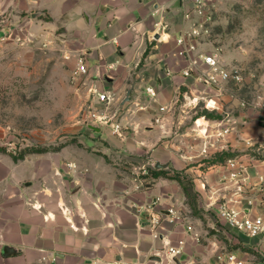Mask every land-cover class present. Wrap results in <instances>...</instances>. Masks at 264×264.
Segmentation results:
<instances>
[{
  "label": "crops",
  "instance_id": "crops-1",
  "mask_svg": "<svg viewBox=\"0 0 264 264\" xmlns=\"http://www.w3.org/2000/svg\"><path fill=\"white\" fill-rule=\"evenodd\" d=\"M180 20L179 0H0V39L10 38L14 27L36 30L42 39L58 35L69 54L84 55L88 87L109 92L112 106H121L115 113L108 107L112 122L121 128L118 135L131 136L120 144L117 134L106 126L115 144L89 152L61 149L60 160L52 165L57 174H44L38 183L15 176L12 161L0 164V264H167L163 244L173 245L179 239L185 241L184 252L172 264H213V253L221 245L210 237L196 244L186 235L185 224H201L202 219L191 214L177 183L158 178L146 190H136L134 178L110 159L114 155L116 160H137L139 166L132 165L133 169L185 167L187 177L198 173L189 167L195 162L190 156L192 147L185 139L187 154H179L176 140L184 135L164 122L174 117L179 103L185 107V99L193 95L198 83L193 75L183 76L187 62L175 54ZM157 25L167 28L161 33ZM159 35L160 41L152 40ZM146 87L155 90L154 100L146 95ZM92 106L101 107L95 101ZM205 110L211 118L201 114L193 123L204 116L210 126L234 127L226 124L229 119L214 117L218 108ZM168 132L173 136L163 141ZM211 167L215 173L222 164L213 162ZM248 173L264 175V168H249ZM215 175L205 177V189L199 181L204 189L199 188L203 201L199 209L203 208L205 217L214 212L207 206L215 199ZM157 198L161 212L174 207L183 218L178 225L164 223L160 238L153 239L147 216L136 209ZM258 213L264 216V208L248 211L250 216ZM215 224L211 222L210 228L221 232ZM226 236L251 250H235L247 264H264V234L247 238L227 232Z\"/></svg>",
  "mask_w": 264,
  "mask_h": 264
},
{
  "label": "rangeland",
  "instance_id": "rangeland-1",
  "mask_svg": "<svg viewBox=\"0 0 264 264\" xmlns=\"http://www.w3.org/2000/svg\"><path fill=\"white\" fill-rule=\"evenodd\" d=\"M213 17L210 34L200 42V47L205 52H217L222 63L231 70L239 71L243 80L237 85H223L222 92L199 82L196 86L193 84V95L185 99V107L180 108L183 102L179 103L173 111L174 117L169 121L164 120L168 122L166 127L172 130L177 127V131L184 135L176 140L179 154L185 157L187 153L183 149L187 143L192 147L190 156L195 162L189 167H193L199 175L197 173L191 177L189 174L188 178L185 167L158 168L165 170L170 177L176 176L189 189L190 195H195L198 207L203 205L199 188L205 189L200 186V179L207 188L208 179L205 177L212 178L216 174L217 178L213 179L216 187H219L222 170L214 173L215 169L211 167L213 162L219 163L218 154L227 153L231 155L229 158L243 162L264 157V150L260 147L264 128V0H216ZM14 29L10 38L0 39V164L12 161L15 176L38 183L44 174H57L52 165L60 160L61 149L73 147L89 152L91 149L109 148L115 142L111 140L113 136L106 126L88 118L90 111L100 113L105 110L92 106L89 92L92 88L86 83L87 75L75 77L73 74L79 54H69L58 35L42 39L36 30ZM210 100H214V107L218 108L214 117H221L223 121L229 119L226 124L234 127L232 134L229 133L230 137L219 139L208 155L200 156V148L211 138L196 136L194 131L198 129L193 119L206 114L205 105H211ZM133 108L137 107L133 105ZM119 109L121 106L116 103L110 111L115 113ZM188 128L192 129L189 135L186 134ZM125 129L124 132L127 131ZM172 136L171 132L165 133L163 141L170 140ZM115 137L120 144L131 138L126 134ZM249 139H252L250 143L247 142ZM40 149L48 152L35 153ZM107 153L113 155L109 151ZM111 157L115 160L113 166L124 169V173L133 180L142 178L141 173L145 170L147 180L142 185L134 181L136 190H146L154 184L156 179L149 174L150 170L155 169L154 166L133 169L132 165L139 166L137 160H125L119 156L116 160L117 156ZM169 181L180 187L178 181ZM210 213L209 217L202 215L201 224L190 222L194 229H199L200 243H205L206 238L210 237L220 243L221 250L235 251L238 244L231 242V237L226 236V227L217 221L214 212ZM211 222L221 226L222 231L211 229Z\"/></svg>",
  "mask_w": 264,
  "mask_h": 264
},
{
  "label": "built area",
  "instance_id": "built-area-1",
  "mask_svg": "<svg viewBox=\"0 0 264 264\" xmlns=\"http://www.w3.org/2000/svg\"><path fill=\"white\" fill-rule=\"evenodd\" d=\"M179 1L181 5V23L176 30L174 45L176 47V56L187 62V68L182 72L183 76L193 75L205 87L220 92L223 91V85L228 83L240 84L243 77L239 71L227 68L220 60L217 52H205L200 47V42L210 34V27L214 20L213 8L216 0ZM157 26L161 33L167 28L164 25ZM160 39L159 35L157 39L153 38L152 40L160 41ZM73 74L75 77L87 75L84 55L79 54L77 56ZM89 92L92 100L97 102L105 111L102 110L100 113L90 111L88 118L103 126H110L111 133L118 135L121 132V128L118 124L112 122L114 116L108 113V107L114 101L113 96L109 92H100L96 88L90 89ZM145 93L151 100L156 98V92L152 87H146ZM214 106L215 102H212V105L209 106L208 103L205 105L210 110H215L216 107ZM160 111H165V108H160ZM159 120L156 118L155 123H158ZM200 121L202 123H199ZM194 126L198 129L197 132L194 131L197 137L201 139L211 138L210 141H206V144L200 148V156L208 155L210 148L216 147V141L228 136L232 130L231 126H210L209 121L204 116L196 119ZM251 141L252 139H249L247 142L250 143ZM260 147L264 150V128L261 131ZM254 167L264 168V157L248 162L234 158L225 160L221 167L222 175L218 181L219 187L214 192L215 199L207 206L210 209L214 207L217 221L226 227L230 234L247 238H256L264 234V216L260 213L253 216L248 214V211L254 208H264V175L257 173L255 176H251L248 173V169ZM141 174L142 178L138 177L134 180L139 185H142L147 180L145 170ZM159 202L157 198L151 204L136 209L141 215L147 216V225L150 228L153 239L160 238L164 223L178 225L182 223L183 218L174 207L167 208L165 212H161ZM235 205H242L243 208L236 209ZM221 229L220 226L219 231H222ZM185 233L194 243L198 244L200 242L201 236L190 222L185 224ZM184 248L185 241L183 239L177 240L173 245L170 242L163 244L162 250L165 251L167 264L174 263L173 260L183 254ZM212 258L213 264H247L235 251L228 252L220 248L214 251Z\"/></svg>",
  "mask_w": 264,
  "mask_h": 264
},
{
  "label": "trees",
  "instance_id": "trees-1",
  "mask_svg": "<svg viewBox=\"0 0 264 264\" xmlns=\"http://www.w3.org/2000/svg\"><path fill=\"white\" fill-rule=\"evenodd\" d=\"M206 117L208 118H211V116L209 114H205ZM45 152H48L46 151V149H40V150H36L35 153H45ZM231 155L230 154H227V153H220L218 154L217 156V160L219 161L220 164H223L225 160L229 159ZM15 160H17V158H14ZM149 174H150V177L153 178V179H158V178H164V179H169V180H176L178 181L183 193L185 194V198L187 199L186 202H187V205L189 206L190 210H191V214L195 217H198V218H201L202 219V211L199 209V207L196 205V198L195 195L194 197H192L190 195V193L188 192L189 189L187 187H185V185H183V183L179 180H177L176 176L174 177H170L168 176L169 174L166 173L165 170H161V169H152L149 171ZM197 206V207H196ZM236 250L237 249H241L243 251H251L250 249L246 248V247H242L240 245H237V247H235Z\"/></svg>",
  "mask_w": 264,
  "mask_h": 264
},
{
  "label": "bare ground",
  "instance_id": "bare-ground-1",
  "mask_svg": "<svg viewBox=\"0 0 264 264\" xmlns=\"http://www.w3.org/2000/svg\"><path fill=\"white\" fill-rule=\"evenodd\" d=\"M163 39L165 40V39H167V36H163ZM212 105V104H211Z\"/></svg>",
  "mask_w": 264,
  "mask_h": 264
},
{
  "label": "water",
  "instance_id": "water-1",
  "mask_svg": "<svg viewBox=\"0 0 264 264\" xmlns=\"http://www.w3.org/2000/svg\"><path fill=\"white\" fill-rule=\"evenodd\" d=\"M155 168H156V169H158V168H161V167H159V166H156Z\"/></svg>",
  "mask_w": 264,
  "mask_h": 264
}]
</instances>
